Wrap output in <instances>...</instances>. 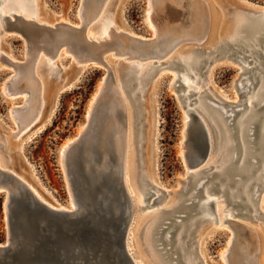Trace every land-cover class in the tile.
I'll use <instances>...</instances> for the list:
<instances>
[{
  "label": "rangeland",
  "instance_id": "obj_1",
  "mask_svg": "<svg viewBox=\"0 0 264 264\" xmlns=\"http://www.w3.org/2000/svg\"><path fill=\"white\" fill-rule=\"evenodd\" d=\"M4 1L7 0L0 3V8L5 5ZM26 2L29 5L25 10L27 13L23 14L31 16L37 8L39 19L48 22L49 25L59 22L77 25L81 23L80 11L87 19L94 13L108 10L113 29L118 28L115 30L124 34L130 43H119L112 51L105 52L101 62L79 63L77 60L79 52L65 51L62 48L48 62L49 68L42 69L39 62L41 58L36 61L35 68L33 62L27 65V68L13 79L12 84H9L11 85L9 93L5 89L6 83L15 73V69L11 64L0 61L2 164L33 184L52 206L71 208L67 176L73 179V171L79 169L77 160H83L87 156L90 158L89 166L98 168L99 157H89L88 147L97 144V147H100L101 141L97 139L104 140L105 137L106 139L109 137L105 151H102L105 157L102 156L101 160L109 162L112 169L120 170L121 167H118L121 166V161L110 142L114 139L113 136L120 133L128 151V173L132 175V171L137 170L141 191L148 190L152 193L146 201L153 204L151 206L143 204L140 211L142 214L158 208L164 211L162 212L164 217L162 216L153 230V245L149 247L150 249L144 246H147L145 236L152 219L146 222L148 217L137 212L134 215L136 217L137 214L138 219L135 223L133 221V229L130 227L128 249L134 259L138 258L141 261L139 264H155L150 252L157 256L160 264H189L188 259L182 260L181 252L175 250L176 242L182 243V252H187L191 264L233 262L248 264L250 260L248 256L253 255L255 264H264V158L259 155L258 148L259 132L264 123V102H261L264 95L253 102L251 109L254 116L249 117L244 123L248 129L245 139L249 151L245 159L235 126L237 120L249 113L247 98L248 102L254 99L255 90L261 86L258 79L253 81L250 91L245 92L240 87L241 83L245 82L244 77L255 73L257 69L246 71L238 58L246 56L242 59L244 64H247V67L253 66L251 60L255 53L250 54V51L255 45V49L264 53V41L249 43L250 46L237 47L233 42H230L229 48L224 46V43L229 41L226 35L231 30L234 14L239 13L244 18L254 17L259 14L258 10L264 7V0H26ZM153 2H157L158 7L155 8L154 5L149 12V5ZM7 8L8 10H2L4 14L8 11L21 13L16 7ZM198 10L200 14H196ZM148 12L154 16L153 24L156 26L148 20L150 19ZM157 12V17L161 16L164 19L168 15L171 20H167L168 22L163 20L159 25L155 17ZM0 26L2 30L1 23ZM245 30L240 29L237 32L238 36H247ZM27 49L26 41L19 33L10 29L0 31V53H4V56L22 63L26 61ZM234 49H240L237 52L238 57H235L237 54L229 55ZM169 50L171 51L167 53ZM188 50H192L191 57L199 62L193 71L186 70L177 57ZM116 51L124 54L118 56L114 54ZM166 53L167 56H164ZM128 54L136 57L133 60L136 64L145 66L152 62L153 65L142 78H129L125 75L120 79L117 65L122 59L119 58H123L122 62L128 63L124 59ZM153 55L162 59L159 57L144 62L137 61L138 57ZM258 60L264 63V56L258 57ZM32 73L40 80L39 85L34 83ZM182 76L191 82L199 80L196 87L183 86L185 83ZM63 80L67 86L57 91L60 81ZM101 84L103 93L101 92L94 112L88 119L87 111L95 100ZM115 84L120 87L124 105L115 94ZM191 90L193 94L184 99L183 95ZM27 98L33 99L36 103L39 98H43L44 105L41 119L29 128L21 130L19 123L16 122L18 120L12 118L11 110L20 107L25 112L29 103ZM187 101H190L188 107ZM260 104L263 105L258 109ZM219 106L223 107L225 114L218 111ZM187 108H194L205 120L209 131L214 133V138L210 133L211 142L213 141L212 152L207 155L206 158L209 159L204 163V160L200 162L197 144L188 137L187 132H183L184 118L188 119ZM220 117L222 121L219 120ZM110 119L113 124L116 122L114 131L117 133L103 135L101 129L103 128L104 132L111 122ZM216 122L222 128L221 139L217 138L214 132L217 131L214 126ZM250 122L252 123L248 124ZM84 126H87V131L81 141L67 152L66 167L70 174L66 176L59 155L60 150L64 144L77 138ZM221 140L228 142L229 147L224 148V145L220 144ZM222 156L224 160L220 158ZM232 157L234 167L245 162L246 172L217 175L215 172L228 165V159ZM129 179L134 189L136 186L134 179L132 176ZM200 179L205 180L201 187L200 201L205 200V190L212 186L213 189L207 194L216 198L214 210L212 213L195 215L194 211H191L185 215L186 209L181 207L190 201L191 195L199 187L197 183ZM244 190L246 195L243 193ZM102 191L104 195H109L105 187ZM235 191L237 193L229 200L228 193ZM135 194L140 197L138 189L135 190ZM159 197L162 198L161 201H158ZM4 202L5 193L0 190V243L5 240L7 234ZM236 202L246 203L248 206H241ZM224 216L252 228L257 234V245L251 243L255 242V238L254 241H249L244 236L235 237L237 231L234 232L229 222H223ZM203 219L204 221H201ZM193 221L199 222L190 224Z\"/></svg>",
  "mask_w": 264,
  "mask_h": 264
},
{
  "label": "water",
  "instance_id": "obj_2",
  "mask_svg": "<svg viewBox=\"0 0 264 264\" xmlns=\"http://www.w3.org/2000/svg\"><path fill=\"white\" fill-rule=\"evenodd\" d=\"M81 15V23L77 25L65 22L49 25L28 20L21 14L12 12L2 16L3 28L17 32L25 39L27 53L41 52L53 57L64 48L65 51L79 52L77 54L79 63L101 62L102 55L111 49L105 45L106 41L91 40L86 36L87 25L93 18L85 19L83 12ZM240 38L241 36L234 41H228L229 43H224V46L229 48L230 42L237 47L244 46ZM262 41H264V34L255 37L253 44ZM239 50H231L229 55L237 54L235 57H238ZM250 52L255 53L253 56L255 60L264 56L259 49L253 48ZM116 53L118 52H114ZM244 57L246 56L242 55L240 59ZM257 63L260 71L264 73V63L260 60ZM258 65L243 67L247 71H252L258 68ZM16 76L17 74L6 83L7 93L10 92L9 84H12ZM128 77L131 78L129 75ZM249 77H251L252 85L254 80L259 79L257 73H250ZM66 86V82L62 87L59 84L57 91L63 90ZM189 94H193L192 90L183 95L184 99H187ZM100 96L101 93L95 100L90 118ZM189 104L190 101L186 103V107ZM262 105L260 104L258 109ZM186 111L188 116L186 132L188 137L197 144L199 156H201L200 162H202L211 152L213 141L211 142L210 133L213 138L214 133L209 131L205 120L194 108H187ZM235 126L237 128V123ZM214 132L218 138L217 131ZM83 136L80 135L79 139L69 146L67 152L76 146ZM88 149L93 155L98 156L96 147L90 145ZM259 155L261 156L260 153ZM77 163L79 167L76 170L77 173L73 171V179L68 177L76 204L74 209L51 207L36 197L27 183L22 181L15 172L0 168V190L5 193L4 212L7 226L5 240L0 243V264H137L128 249L131 203L119 180V174L89 166L87 156L83 160L78 159ZM232 168L235 167L232 166ZM235 169L232 173H239ZM67 172L70 174L68 170ZM103 187L109 191V195H104ZM201 187L195 189L187 204L180 206L186 209L185 215L191 211H194V215L200 213L202 208L207 211L206 213H212L214 210V198H209L205 204L201 203L199 198L202 194ZM208 189L211 190L213 187ZM151 194L149 191L146 193L147 199ZM230 194L232 193H228V198L232 200ZM236 203L246 206L241 202ZM175 250H178L177 246Z\"/></svg>",
  "mask_w": 264,
  "mask_h": 264
},
{
  "label": "bare ground",
  "instance_id": "obj_3",
  "mask_svg": "<svg viewBox=\"0 0 264 264\" xmlns=\"http://www.w3.org/2000/svg\"><path fill=\"white\" fill-rule=\"evenodd\" d=\"M150 1H159V0H150ZM193 1H203V0H193ZM1 2H3V0H0V3ZM5 2V5L4 6H2L1 8H0V23H1V25H2V30H5L4 28H3V18H2V16L3 15H9L10 13H12L11 11H8V13L7 14H4L3 12H2V10L3 9H5V10H8V8L7 7H16V8H18L19 9V11H21V13H18V14H21L24 18H26V19H28V20H35V21H37V22H40V23H48V22H44V21H42V20H40L39 19V16H38V13H37V8H35V10H34V14L33 15H31V16H25V14H23V12L24 13H27V12H25V10H26V6L27 5H29V3L27 4V2H26V0H7V1H4ZM155 5V8H157L158 6H157V2H153L152 4L150 3V5H149V7H150V11L149 12H151L152 11V7ZM36 6V5H35ZM159 9V8H158ZM156 11H158V10H156ZM148 12V17L150 18V19H148L149 21H150V23H152V25L153 26H156V24L154 25L153 24V17H152V15H150V13ZM13 13H16V12H13ZM80 13L82 14V12L80 11ZM79 13V16L81 17L82 15ZM153 13V12H152ZM154 13H156V12H154ZM200 14V11L198 10V11H196V14ZM258 15H255L254 17H250V18H244L241 14H239V13H235L234 14V16H233V20H232V23H231V30L229 31V33L226 35V37H227V39H229V41H234L235 39H237V37H240V36H238V31L240 30V29H246L245 31H247V33L248 34H246L247 36H241V41L242 42H244V45H249V43H252L253 41H255V37H257L258 35H261L260 34V32H264V7L263 8H260L259 10H258ZM94 14H96V13H94ZM159 14H161L160 12H159ZM155 15V14H154ZM158 16V12H157V15H155V17H157ZM92 20L88 23V25H87V28H86V36L88 37V38H90L91 40L93 39V40H104V41H106V46L108 45V47L111 49L110 51H112V49H114L115 48V46L116 47H118L119 45V43L120 44H122V42L123 43H125V44H127V43H130V40L124 35V34H122V33H120L118 30L116 31L115 29H118V28H116V27H114V29H113V24H112V22L109 20V19H111L110 17H109V12H108V10H102V11H99L96 15H92ZM156 19H158L156 22H158V24L159 25H161V23L163 22V20H164V22L165 21H169V20H171V18L168 16V15H166L165 16V18L164 19H162V17L161 16H159V17H157ZM155 19V20H156ZM148 21V22H149ZM160 21V22H159ZM167 21V22H168ZM155 22V23H156ZM149 23V24H150ZM53 24V23H52ZM170 24V23H169ZM159 25H157V26H159ZM91 26H93V28H91ZM1 27V26H0ZM119 27V26H118ZM158 28V27H157ZM161 28V27H160ZM163 28V27H162ZM171 28V27H170ZM163 29H165V28H163ZM162 29V30H163ZM2 30H0V31H2ZM161 30V31H162ZM166 30H169V29H166ZM96 31V32H95ZM175 32H176V30H175ZM174 32V33H175ZM162 33V32H161ZM177 33V32H176ZM175 33V34H176ZM174 37V36H173ZM250 46V45H249ZM255 46V45H254ZM254 46H253V48H254ZM171 50H169L167 53H169ZM167 53L166 54H164V56H167ZM191 53H192V50H188V51H185V52H183V53H180L179 54V56H177L178 57V60H179V62H181V64L183 65V66H185V68H186V70H191V71H193V68H196L197 66H198V64H199V62H196L192 57H191ZM4 54V53H3ZM2 53H0V61L1 62H5V63H8V64H11L13 67H14V71H15V73L13 74V76H11L9 79H11L12 77H14L16 74H17V76L21 73V71H23V69H25V68H27L26 66L27 65H29V64H31L32 62L34 63L33 64V66H34V68H35V64H36V61L38 60V59H40L39 60V62H41V64H42V69H44V68H49L50 66L48 65V62L49 61H51V58L52 57H50V56H46V55H44L43 53H37V54H34V53H32V52H30V53H27L26 52V62L25 63H19V62H17V61H12V60H10L9 59V57H6V56H4ZM118 56L120 55V56H122L121 54H124V53H116ZM251 54V53H250ZM160 57V56H159ZM159 57H157V56H155V55H153V56H149V57H138L137 58V61H139V62H144V61H148V60H150L151 58H153V59H159ZM119 59H122L123 60V58H119ZM124 59L126 60V61H128V63L127 62H122V60H120L119 62H118V65H117V71H118V74H119V76H120V79H121V76H125V75H129L131 78L133 77V78H138V79H140V78H142L146 73H147V71H148V69H149V67L151 66V65H153L152 64V62H150V64H146L145 66L143 65V64H136V61L134 62L133 60H135L136 59V57L135 56H133L132 54H128V55H126V56H124ZM162 58L160 57V60H161ZM253 59V58H252ZM35 60V61H34ZM238 60L240 61V63H242V68L244 69V67L243 66H246L247 64H244V61L243 60H241V59H239L238 58ZM256 60L257 61H259L258 60V58H256ZM255 59H253V63L254 64H257L258 65V63H257V61H256ZM133 61V62H132ZM159 61V60H158ZM81 62H82V60H81ZM254 66V65H253ZM260 66L258 65V68H256L257 69V71L255 72V73H257L258 75H259V80H260V82H261V86L259 87V88H257V90H255V98L254 99H252L251 101H249L248 102V98H247V107L249 108V113H247L245 116H244V118H242V119H240V120H237V130H238V135H239V138H240V140H241V150H242V155L244 156V159L249 155V151H248V148H247V145H246V142H247V140L245 139V135H246V129H247V125L246 124H244L245 123V121L249 118V117H251V116H254V114H253V110L251 109L252 108V105H253V102L254 101H258L260 98H262V96L264 95V74H261L262 72L260 71ZM247 71V70H246ZM253 71V70H252ZM134 72L136 73V75H134ZM33 74V80H34V83L35 84H37V85H39L40 84V80L38 79V77H37V75H35V73H32ZM135 76H137V77H135ZM189 78V77H188ZM254 78V77H253ZM182 79L184 80V83L187 85V86H189V87H196V85H197V82L199 81V80H196L195 82H191L190 80H188L185 76H182ZM244 79H245V82H243V83H241V85H240V87L244 90V91H250V89H249V87L251 88V86H252V82H251V77H249V74L247 75V76H245L244 77ZM104 80V79H103ZM121 81V80H120ZM64 80L63 81H60V87H62V85L64 84ZM141 82V81H140ZM115 87H114V90H115V94L118 96V99H119V101L120 102H122V97H121V93H120V87H118L116 84L114 85ZM255 86V85H254ZM254 88V87H253ZM21 91V90H20ZM103 91V84H101L100 85V88H99V90H98V92H97V94L95 95V100H96V98L98 97V95L101 93ZM13 92V91H12ZM197 92V91H196ZM103 93V92H102ZM198 93V92H197ZM40 96V95H39ZM34 98V97H33ZM27 100H29V101H27V102H29L28 103V106L26 107V108H28L25 112H23L24 110H22L20 107L19 108H12V110H11V112H12V118H14L15 120L17 119L18 121H16V122H18L19 123V125H20V129L21 130H24V129H26V128H29L31 125H33V123L35 124L39 119H41V115H42V109H43V105H44V100H43V98H39V101L36 103V102H33L34 100L32 99H30V98H27ZM95 100L91 103V105H90V108L88 109V111H87V117H88V119L90 118V115H91V113H92V109H93V105H94V103H95ZM26 101V100H25ZM114 101V100H113ZM118 101V102H119ZM188 102V101H187ZM186 102V103H187ZM261 102H264V99H262L261 100ZM123 103V105H124V102H122ZM24 104H25V102H24ZM119 104V103H118ZM199 107V106H198ZM197 107V108H198ZM218 111H220L222 114H225V110L223 109V107L222 106H219L218 107ZM208 115H209V113H208ZM115 117V116H114ZM113 119H115V118H113ZM111 120V119H110ZM116 120V119H115ZM219 120H221L222 121V118L220 117V119ZM111 122H112V120H111ZM110 122V124H108L107 125V127L104 129V132H103V128L101 129L102 130V133H103V135H104V133L105 134H111L112 132H114L115 134L117 133V132H115L114 131V125L116 124V122H114V124H113V122L111 123ZM118 122V121H117ZM252 122H250V123H248V124H251ZM118 124V123H117ZM184 124H185V128H184V133H186V125H187V118L185 117L184 118ZM118 126H119V124H118ZM121 126V125H120ZM215 127H216V130H217V133H218V138L219 139H221L222 138V128H221V126L216 122V125H214ZM37 127V126H36ZM102 127V126H101ZM100 127V128H101ZM116 127V126H115ZM118 128V127H117ZM120 129V128H119ZM87 131V126L85 127L84 126V128H82L81 129V132L79 133V135H78V137L77 138H75V139H72V140H70L69 142H67L66 144H64V146L62 147V149L60 150V157H61V161H62V163H63V166H64V170H65V172L64 173H66V176L68 175V172H67V168H66V155H67V149L69 148V146L72 144V143H74V142H76L78 139H79V137H80V135H83V134H85V132ZM99 131H100V129H99ZM120 132H121V130H120ZM101 133V134H102ZM113 133V134H114ZM109 134V135H110ZM113 134H112V136H113ZM119 135H115V136H113V140L111 141L110 140V142H112V145H113V148H114V152H116V154H117V156H118V158L120 159V161H121V166H119L118 168H120V170H115V169H112L111 168V164L109 163V162H106L105 160L104 161H102L101 159H102V156H104V155H102L103 154V152L105 151V146L107 145V139L109 138V137H107V139H106V137H105V139L104 140H101V138H100V136L101 137H103V135H100L99 136V138L100 139H97L98 141L100 140L101 141V143H100V147H97L98 146V144H97V146L96 145H93L94 147H96V150H97V157H99V163L97 164L98 165V168L99 169H103V170H106V171H108V170H110L111 171V173H113V174H115V173H117V174H119V180L122 182V184H123V187H124V190H125V192H126V194H127V196H128V198H129V201H130V205H131V211H132V213H131V217H130V222H129V227H128V233H129V231H130V233H131V226L133 225L134 226V223H135V220H137L138 219V213H141V214H139V215H144V217H148L149 219L148 220H146V222L147 221H149L150 219H152V222H151V226L149 227V229H148V231H147V233H146V236H145V239H146V244H147V246H144L146 249H150L149 247H152V245H153V238H152V233H153V230H154V228H155V225L157 224V222L162 218V216H163V214H162V212H164V211H162V208H158L157 210H151V211H149V212H147V213H145V214H142V212L140 211V209L142 208V206H144V205H147V206H151L153 203H148L146 200H147V195H146V193L148 192V190L147 191H141V188H140V185L138 184V172H137V170H133L132 171V175L131 174H129L128 173V170H127V167H128V165H127V150L125 149L126 148V146H125V142H124V138L122 139V134H121V136H120V133H118ZM225 135V134H224ZM226 137L228 136V134H226L225 135ZM210 137V136H209ZM227 141V140H226ZM96 143H97V141H96ZM109 143V142H108ZM95 144V143H94ZM220 144H222V145H224V148H228L229 147V145L230 144H228V142H223V140H221V142H220ZM258 145H259V153L262 155V157L264 158V123H262V129H261V134H260V137H259V142H258ZM107 148V147H106ZM112 148V147H111ZM110 148V149H111ZM107 150V149H106ZM113 150V149H112ZM103 151V152H102ZM212 152V151H211ZM112 154H113V152H112ZM120 156H119V155ZM89 157L90 156H95V155H93L91 152H89ZM109 155V154H108ZM115 155V154H114ZM113 155V156H114ZM234 155H235V152H234ZM112 156V157H113ZM105 157V156H104ZM115 157H116V155H115ZM209 157V156H208ZM106 158H107V156H106ZM222 160H224L225 158L222 156V157H220ZM233 158L234 157H232L231 159H228V161H229V164L228 165H224L222 168H220L219 169V171H217V174L218 175H226V174H228V173H232L233 172V170L235 169L236 171H239V173L238 174H240L241 172L242 173H245L246 172V170H245V168H246V166H245V163H244V161L239 165V166H237V167H235L234 169L232 168V160H233ZM89 159L90 158H87V161H88V163H89ZM108 159V158H107ZM117 159V158H116ZM207 159H209V158H206L204 161H203V163L204 162H206L207 161ZM107 161H109V160H107ZM118 161V160H117ZM120 161H118V162H120ZM118 165H119V163H118ZM116 167H117V164H116ZM0 168L1 169H5V170H10V171H12V172H15L14 170H12L11 168H9L8 166H4L3 164H2V162H1V159H0ZM117 169V168H116ZM16 173V172H15ZM16 175L22 180V181H24V182H26L27 183V185L29 186V188L31 189V191L35 194V196L36 197H38L40 200H42V201H44L45 203H47L48 205H50L51 207H54V206H52L43 196H41L40 195V193L38 192V190L33 186V184H31L30 182H28V180L26 181L25 180V178H23V176L21 175V174H19V173H16ZM130 176H132L133 177V179H134V182H135V184H136V186H134V189L135 190H137L138 189V193H140V197H138V196H135L136 194H135V190L133 189V187L130 185ZM67 179H68V176H67ZM204 181L205 180H199L198 181V183H197V185L198 186H203V184H204ZM68 182H69V180H68ZM69 188H68V190L70 191L69 193H70V204L72 205V207L71 208H67V207H65V206H62V207H59V206H57L56 208H66V209H74V208H76V204H75V200H74V196H73V190H72V188L70 187V183H69ZM221 191L223 190V189H220ZM210 190L207 188L206 190H205V194H206V198H205V200L204 201H201V203H203V204H205L207 201H208V199L209 198H214V197H210V196H208V192H209ZM224 192H225V188H224ZM231 193V192H230ZM237 193V191H235V192H232V194H230L231 195V198H233L234 197V195ZM244 195H246L245 193V190H244ZM229 196V195H228ZM162 200V198H158V201H161ZM214 200L216 201V198H214ZM144 204V205H143ZM246 206H248L246 203H244ZM205 207V206H204ZM203 210H201V212L200 213H206L207 211H205V209L204 208H202ZM137 212V214H136V217L134 216L135 215V213ZM206 214H208V213H206ZM217 214V213H216ZM164 217V216H163ZM204 217V216H203ZM214 219H216V218H214ZM133 221H134V223H133ZM201 221H204V219L203 220H201ZM229 222V225H230V227L234 230V232H236V236L235 237H239V238H241V237H245V238H247L249 241H251V240H253L254 238V240H255V242H251L252 244L253 243H256V245H257V243H258V240H257V234L255 233V231L252 229V228H249V227H247V226H245V225H243V224H240V223H237V221L235 222V221H232V220H229L226 216H224V219H223V222ZM199 222V221H198ZM197 221L195 222V221H193V222H190V224H197L198 223ZM221 222V221H220ZM133 226H132V229H133ZM168 237V236H167ZM130 238H131V236H130ZM238 238V239H239ZM243 239V238H242ZM253 240V241H254ZM231 242V241H230ZM178 247V250L177 251H180L181 252V258L183 259V260H186L187 261V259H188V263L189 264H191V262H189V256H187V252H182V249H183V245H182V243H179V242H176V244H175V247ZM247 246H248V244H247ZM249 247V246H248ZM253 248H254V246H253ZM244 249V248H243ZM253 250V249H252ZM150 251V250H149ZM150 254L152 255V258H153V260H154V262H155V264H160L159 263V260H158V258H157V256H155V254L153 253V252H150ZM251 255V254H250ZM137 257V256H136ZM249 257V262H248V264H255L254 263V255L253 256H248ZM225 258V257H224ZM136 262H137V264H139L138 262H141L138 258H136V259H134ZM246 260V259H245ZM142 264V263H141ZM233 264H234V262H233Z\"/></svg>",
  "mask_w": 264,
  "mask_h": 264
}]
</instances>
